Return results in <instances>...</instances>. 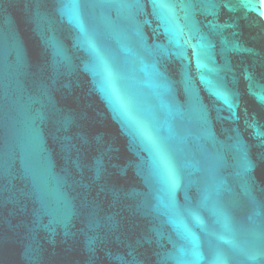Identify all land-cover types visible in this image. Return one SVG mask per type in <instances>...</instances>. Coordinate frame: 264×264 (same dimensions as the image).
<instances>
[{"label":"water","instance_id":"95a60500","mask_svg":"<svg viewBox=\"0 0 264 264\" xmlns=\"http://www.w3.org/2000/svg\"><path fill=\"white\" fill-rule=\"evenodd\" d=\"M0 264H264V0H0Z\"/></svg>","mask_w":264,"mask_h":264}]
</instances>
